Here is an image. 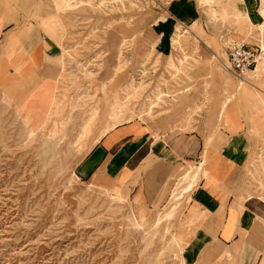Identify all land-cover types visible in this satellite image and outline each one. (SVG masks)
<instances>
[{"label": "rangeland", "instance_id": "1", "mask_svg": "<svg viewBox=\"0 0 264 264\" xmlns=\"http://www.w3.org/2000/svg\"><path fill=\"white\" fill-rule=\"evenodd\" d=\"M47 8L62 49L57 94H25L24 117L0 93V264H195L210 247L196 244L204 222L193 193L204 161L185 166L161 206L99 187L78 167L117 124L179 99L174 84L195 68L200 41L225 69L230 42L264 32V0H67ZM250 179L264 195V150Z\"/></svg>", "mask_w": 264, "mask_h": 264}, {"label": "crops", "instance_id": "2", "mask_svg": "<svg viewBox=\"0 0 264 264\" xmlns=\"http://www.w3.org/2000/svg\"><path fill=\"white\" fill-rule=\"evenodd\" d=\"M51 1L0 0V93L24 117L20 104L28 93L43 92L46 99L47 88L58 91L62 49L47 7L62 9L67 0ZM258 29L249 43L264 47V32ZM214 56L200 41L195 68L174 84L179 99L164 111L110 129L80 163L78 174L161 206L185 166L204 161L207 174L193 193L204 222L196 244L210 247L196 252L195 264H264V195L253 191L250 179L252 159L264 150V68L258 74L252 70L246 86L238 85V76L222 59L225 69L216 66Z\"/></svg>", "mask_w": 264, "mask_h": 264}, {"label": "built area", "instance_id": "3", "mask_svg": "<svg viewBox=\"0 0 264 264\" xmlns=\"http://www.w3.org/2000/svg\"><path fill=\"white\" fill-rule=\"evenodd\" d=\"M264 58V47L251 44L245 40H236L227 47V62L223 64L239 78L256 69L259 61Z\"/></svg>", "mask_w": 264, "mask_h": 264}, {"label": "bare ground", "instance_id": "4", "mask_svg": "<svg viewBox=\"0 0 264 264\" xmlns=\"http://www.w3.org/2000/svg\"><path fill=\"white\" fill-rule=\"evenodd\" d=\"M263 24H261V26H262ZM264 59V58H263ZM263 65H264V61L263 62H260L259 61V63H258V66H257V68H256V70L253 72V73H257V72H259L260 70H261V68L263 67ZM243 79V81L245 82V83H249V81L247 80V79H244V78H242ZM30 120V119H29ZM188 175V172L187 173H185V175L184 176H187Z\"/></svg>", "mask_w": 264, "mask_h": 264}]
</instances>
